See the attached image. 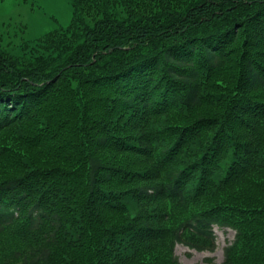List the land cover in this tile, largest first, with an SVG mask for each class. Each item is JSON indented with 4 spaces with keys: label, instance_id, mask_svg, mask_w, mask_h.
I'll list each match as a JSON object with an SVG mask.
<instances>
[{
    "label": "trees",
    "instance_id": "1",
    "mask_svg": "<svg viewBox=\"0 0 264 264\" xmlns=\"http://www.w3.org/2000/svg\"><path fill=\"white\" fill-rule=\"evenodd\" d=\"M69 3L0 50V264H180L214 227L264 264V0Z\"/></svg>",
    "mask_w": 264,
    "mask_h": 264
},
{
    "label": "rangeland",
    "instance_id": "2",
    "mask_svg": "<svg viewBox=\"0 0 264 264\" xmlns=\"http://www.w3.org/2000/svg\"><path fill=\"white\" fill-rule=\"evenodd\" d=\"M75 19L69 0H0V50L24 60L45 54L56 42L64 40L74 28ZM214 250L196 251L177 244L174 255L180 264H205L210 258L221 263L223 251L234 239V232L213 228Z\"/></svg>",
    "mask_w": 264,
    "mask_h": 264
}]
</instances>
